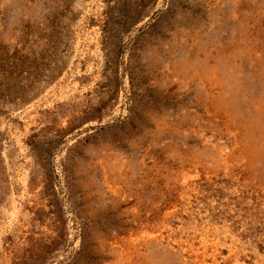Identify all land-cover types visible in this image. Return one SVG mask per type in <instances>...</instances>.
<instances>
[{
  "label": "rangeland",
  "instance_id": "1",
  "mask_svg": "<svg viewBox=\"0 0 264 264\" xmlns=\"http://www.w3.org/2000/svg\"><path fill=\"white\" fill-rule=\"evenodd\" d=\"M0 264H264V0H0Z\"/></svg>",
  "mask_w": 264,
  "mask_h": 264
}]
</instances>
